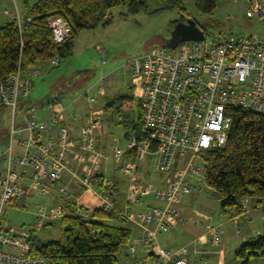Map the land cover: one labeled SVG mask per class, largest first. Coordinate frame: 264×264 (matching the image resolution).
Returning <instances> with one entry per match:
<instances>
[{
  "label": "built area",
  "instance_id": "2783aa9c",
  "mask_svg": "<svg viewBox=\"0 0 264 264\" xmlns=\"http://www.w3.org/2000/svg\"><path fill=\"white\" fill-rule=\"evenodd\" d=\"M243 1L246 17L264 25V0ZM3 14L19 30L31 21L17 11L5 9ZM46 25L54 45H62L70 37V27L61 17H48ZM202 31L201 41L182 42L175 49L162 46L127 63L129 94L138 100L144 139L130 137L125 149L111 148L116 161L126 151L135 152L133 162L118 169L129 179L124 211L111 199L115 182L94 174L100 158L96 150L100 117L90 115L79 131L75 159L84 166L95 163V168L86 167L78 180L84 192L98 201L102 213L117 212L139 231V237H132L127 246L132 258L142 250L135 264H194L185 249L170 253L160 248L157 236L186 222L182 202L204 184L205 152L226 145L232 124L229 110L240 108L264 116V34L215 37ZM61 60L53 57L49 68L58 67ZM40 75L37 67L26 71L18 67L6 81L0 80V108L10 112L9 143L0 153V264H47L44 257L31 255L30 237L67 216L89 220L93 212L78 207L70 213L60 205L38 203L33 205L32 226L17 227L4 219L7 210L18 208L26 195L46 196L53 189L66 170L67 153L75 147L69 128L62 123V109L46 120L35 117L33 106L20 113V104L31 96L33 81ZM89 93L87 89L83 94L94 104ZM147 156L153 157L151 173L160 177L161 186L138 178L139 165ZM57 191L77 202L65 188L57 187ZM241 203L247 213L249 200ZM28 206L25 201L22 208ZM211 231L210 246H220V227Z\"/></svg>",
  "mask_w": 264,
  "mask_h": 264
},
{
  "label": "trees",
  "instance_id": "16d2710c",
  "mask_svg": "<svg viewBox=\"0 0 264 264\" xmlns=\"http://www.w3.org/2000/svg\"><path fill=\"white\" fill-rule=\"evenodd\" d=\"M156 1L164 7L153 13L174 7L185 10L181 0ZM193 1L202 14L212 13L218 3ZM147 8L148 0H36L25 15L31 21L21 30L12 21L0 27V80L6 81L18 67L26 71L48 64L56 56L70 57L75 37L109 25L114 9L135 15ZM50 16L61 17L70 27V37L62 45L52 42L46 25ZM229 116L232 124L226 145L205 152L203 163L204 184L215 193L222 214L233 217L244 212L241 201L245 198L255 206L264 203V116L240 108H231ZM133 132L137 141L144 139L140 118ZM116 214H104L96 208L89 220L67 216L58 223V239L41 241L37 236L30 237L31 255L44 257L47 264H117L119 252L128 246L133 235L128 228L107 224L117 218ZM235 258L239 264H251L255 258L264 264V233L244 241Z\"/></svg>",
  "mask_w": 264,
  "mask_h": 264
},
{
  "label": "rangeland",
  "instance_id": "374dc122",
  "mask_svg": "<svg viewBox=\"0 0 264 264\" xmlns=\"http://www.w3.org/2000/svg\"><path fill=\"white\" fill-rule=\"evenodd\" d=\"M35 1L25 0L29 4ZM181 3L185 9L184 12L174 7L153 13L156 9L164 7V4L156 0H148L147 10L140 11L135 15H129L125 9H114L109 25L81 32L75 37L73 54L61 60L58 67L49 68L47 64L48 68L43 77L40 75L33 81L32 94L25 102L34 104L40 101L41 103V101L44 102L57 93L63 98L65 96L62 92L63 88H58L61 84L69 86L71 93H73L72 96L63 98V101L68 103L70 99L78 97L77 106L86 111L93 106L88 105L89 103L83 93L90 89V96H95L98 85L96 87L93 85L104 75H107L105 83L110 88V94L118 95L125 92L128 95L130 92L128 61L138 54L158 51L164 45V40L170 37L175 25L174 22L180 19L183 22L187 19H195L206 34L215 37L225 36L229 33H243L245 35L255 33L260 36L264 34L263 24L246 17V5L241 0H237L236 3H233L232 0H219L215 10L210 14L198 12L193 0H181ZM15 5L22 14L24 0H15ZM5 9L14 12V1L0 0V26L6 23L9 18L3 14ZM96 45L101 46L99 51L95 49ZM118 103H115V107ZM137 104V99L122 101L120 113L115 112L113 117L117 119L120 116L122 121L134 119ZM134 122L135 120L132 121V123ZM125 126V128L122 125L112 127L113 135L122 140L124 133L130 131L131 123L127 124L126 122ZM1 131H3V127H0V134H2ZM149 172L151 173V169ZM150 176L159 177L153 173ZM46 201L47 199L43 196L35 195L28 207L22 208V203H19L18 208L8 209L4 219L13 226L32 224L33 216L30 212L33 205L46 203ZM184 205L211 216L212 219H215L214 223L220 222L222 224L220 235L223 241L222 247L223 250H226V254L231 256L239 248L242 239L256 233L260 235L264 233V213L261 211L254 212L252 220H242L237 225L227 217L219 216L221 210L217 197L205 184L201 186L200 191H195L186 196ZM201 220L204 223L207 222L204 219ZM113 224L125 226L121 223ZM34 236H37L41 241L57 239L58 231L55 228L48 231L42 230ZM117 264H128L124 250L120 251ZM252 264H262V261L260 258H255Z\"/></svg>",
  "mask_w": 264,
  "mask_h": 264
},
{
  "label": "crops",
  "instance_id": "0c3cea01",
  "mask_svg": "<svg viewBox=\"0 0 264 264\" xmlns=\"http://www.w3.org/2000/svg\"><path fill=\"white\" fill-rule=\"evenodd\" d=\"M14 1V9L17 11L22 18H25L26 11L29 6L32 4H29L25 2L22 6V14L18 11L15 0ZM244 2L243 0H241ZM219 2V0H218ZM233 3H236L237 0H232ZM218 4V3H217ZM11 22V19L8 18L6 23H3L2 26L5 24ZM0 26V27H2ZM101 48V46L96 45V50ZM101 51V50H100ZM63 60V59H62ZM37 68L41 71V77H43L45 71L47 70V64L41 63L37 65ZM105 81H107V75L102 76L98 79V83L96 82L93 87H96L97 89L95 91V102L94 104H88L89 106H93L91 109H87L86 111H83L81 108L77 106L78 97L72 98L68 103H65L63 98L72 96L73 93H71V88L69 86H63L59 84L58 88H63V93L65 96L62 98L61 96L57 94L53 95L51 98L45 100L44 102L38 101L34 104L23 102L20 104V113L23 114V112L29 107L33 106L35 108V117L39 120H46L48 119L54 112L58 111L59 109H62V120L63 125L68 127L72 138L75 143V147L71 149L67 153V159H66V170L62 175L61 180L53 187V189L46 195L43 196L45 199H47L45 204L47 206H55L60 205L65 207L68 212L72 213L74 212L75 208H83V209H96L99 206L98 201L87 192H84L83 187L81 186L78 178L82 175L83 171L89 167L93 168L95 166V163H85V166L83 164L77 163L75 159V155L79 152V131L81 127L85 124L86 120L89 118L90 115H96L99 116L101 121L99 123V127L97 130V139H96V150L100 154V158L98 159V164L95 169L97 171L94 172V174L104 177V178H111L115 184L114 189L111 193V199L112 202L115 204V207L119 211L125 210V195L127 191V187L129 184V179L120 174L119 167L123 166L127 163L133 162L135 158V152L133 151H126L117 161L112 157L111 148L113 146L118 145L121 148H126V143L130 137H134L135 133L134 127L139 123L140 118V110L139 106L137 104V112L134 115V119H130L127 121H122L120 116L115 119L113 117L115 115V112L120 113V108H122V101L135 99L130 96V94L126 95L125 92L121 94H110V88L106 85ZM131 82V78H130ZM57 88V89H58ZM130 93V92H129ZM32 94V93H31ZM110 102L112 103L111 106H109ZM119 102L118 105L115 107V103ZM99 104H101L99 106ZM77 107V108H76ZM116 113V115H117ZM9 120H10V112L8 109H0V127H3L2 134H0V153L5 149V147L9 143V137H8V129H9ZM135 120L134 123L132 121ZM127 124L131 123V128L128 133H124L123 141L119 139L117 136L113 135V128L116 125H122V127H126ZM16 152H21V150L16 147ZM92 161V159H91ZM153 163V157L147 156L139 165L138 169V178L141 182L144 183H150L151 185L157 187L161 186L160 177H152L150 176V169ZM93 168V169H94ZM57 187H63L66 189V192L73 195L77 202L68 200L64 196L60 195L57 191ZM34 194L30 193L26 195L24 199L21 201V205L25 201L31 204V201L35 197ZM64 197V198H63ZM78 206H75V205ZM252 204V205H251ZM264 203L258 204L255 206V204L251 201L249 202L248 212H243L240 215L236 216H228L222 214L220 212L219 216L227 217L231 222H234L236 225L239 224L242 220H252V214L254 212H263L264 213ZM16 210V209H15ZM18 211V210H17ZM27 212V211H26ZM181 212L186 217L185 223H180L174 228L173 230L166 232V233H160L157 236V243L160 248L170 252L174 253L177 251H180L182 249H185L188 253L189 260L192 261L194 264H239V261L235 258V252L234 255L231 256L229 254H226V250H223L222 245V239L220 238V246H217L215 248H211L210 246V240L213 237L211 228L220 227L221 231V223H214V218L212 219L211 216L206 215L204 213H201L199 211H195L194 209H191V207H187L184 205V201L181 205ZM33 216V223L23 226H32L35 222V216H34V208H32V211L30 212ZM117 218L108 221L107 224L114 225L113 223H121L123 225H127V227H121V228H128L132 232V237H139L140 233L139 231L130 223L126 222L125 219L122 218V216L118 213L116 214ZM206 220L207 222H203L201 219ZM220 219V217H219ZM12 225V224H11ZM20 225V226H22ZM116 226V225H114ZM18 227V226H17ZM57 229L58 231V237H59V224H52L47 227L45 231L51 230V229ZM222 232V231H221ZM221 235V233H220ZM255 235V236H254ZM253 236L246 237L245 239L241 240L240 245L251 238H255L259 236V233L254 234ZM48 237V236H43ZM57 237V239H58ZM221 237V236H220ZM56 240V239H52ZM49 241V240H46ZM124 250V256L126 257V260L128 261V264H135V261H137V258H139L142 254V250L139 249L136 256L132 258L128 253V248L124 247L121 249V251ZM120 253V252H119ZM119 255V254H118ZM254 261V260H253ZM252 261V262H253ZM251 262V264H252ZM118 263V262H117Z\"/></svg>",
  "mask_w": 264,
  "mask_h": 264
},
{
  "label": "water",
  "instance_id": "95a60500",
  "mask_svg": "<svg viewBox=\"0 0 264 264\" xmlns=\"http://www.w3.org/2000/svg\"><path fill=\"white\" fill-rule=\"evenodd\" d=\"M203 31L192 19L174 25L170 37L165 40L164 47L175 49L180 43L203 40Z\"/></svg>",
  "mask_w": 264,
  "mask_h": 264
},
{
  "label": "bare ground",
  "instance_id": "6f19581e",
  "mask_svg": "<svg viewBox=\"0 0 264 264\" xmlns=\"http://www.w3.org/2000/svg\"><path fill=\"white\" fill-rule=\"evenodd\" d=\"M64 198V197H63Z\"/></svg>",
  "mask_w": 264,
  "mask_h": 264
}]
</instances>
